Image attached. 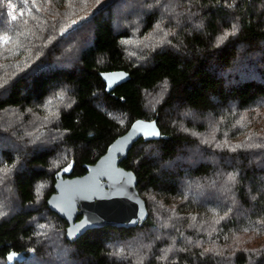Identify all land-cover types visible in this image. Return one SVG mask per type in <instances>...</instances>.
<instances>
[{"label":"trees","instance_id":"obj_1","mask_svg":"<svg viewBox=\"0 0 264 264\" xmlns=\"http://www.w3.org/2000/svg\"><path fill=\"white\" fill-rule=\"evenodd\" d=\"M138 119L147 219L69 242L56 175ZM0 264H264V0H0Z\"/></svg>","mask_w":264,"mask_h":264},{"label":"water","instance_id":"obj_2","mask_svg":"<svg viewBox=\"0 0 264 264\" xmlns=\"http://www.w3.org/2000/svg\"><path fill=\"white\" fill-rule=\"evenodd\" d=\"M86 18L76 22L81 25ZM109 93L129 80L125 71H110L101 74ZM160 138L157 120H135L130 128L108 145L106 151L94 164L84 165L86 173L76 177L56 175L54 193L46 200L48 208L66 224L65 237L76 241L87 231L103 227L133 228L147 219L145 201L140 197L135 174L123 168L124 161L133 145L143 139L154 141ZM8 259L19 260V254L10 253Z\"/></svg>","mask_w":264,"mask_h":264}]
</instances>
